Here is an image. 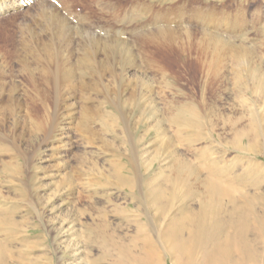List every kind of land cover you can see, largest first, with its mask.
<instances>
[{
  "label": "rangeland",
  "instance_id": "374dc122",
  "mask_svg": "<svg viewBox=\"0 0 264 264\" xmlns=\"http://www.w3.org/2000/svg\"><path fill=\"white\" fill-rule=\"evenodd\" d=\"M95 1L92 20L74 26L134 55L115 48L56 85L33 62L31 46L52 29L36 26L37 6L0 16V264H142L150 247L161 254L150 264H172L170 230L187 239L197 216L220 217L204 174L232 187L264 181V155L227 144L233 127L264 119V0ZM228 161L258 176L231 182L244 169Z\"/></svg>",
  "mask_w": 264,
  "mask_h": 264
},
{
  "label": "bare ground",
  "instance_id": "6f19581e",
  "mask_svg": "<svg viewBox=\"0 0 264 264\" xmlns=\"http://www.w3.org/2000/svg\"><path fill=\"white\" fill-rule=\"evenodd\" d=\"M91 1L92 0H58L61 6L58 7L49 3L47 0H0V16L13 10L28 7L29 4L33 2L34 6H37L36 15L34 17L35 24L40 29V32L44 31V33H46V29H49V27L52 28L50 30V37L47 38V43L42 44L43 40L39 43L34 40L33 42L37 43L35 46L31 47L38 48H30L31 53H35L36 55L33 62H35V64L37 63V65L42 68L39 67V69H37L45 85H50L51 81L56 85L55 80L57 76L65 69H68L66 72L71 75L73 70H71V68H75L76 66H80V68H92V62L98 61V56L100 54L105 58V61L109 58L110 51H115L117 49L124 57H131L134 55L129 46L122 44L119 40V43L114 47V40L113 43L109 42L108 38H103L99 32H96L90 26L85 29L74 26V24H87L89 20H92L89 17H91V10L93 7L95 8V6L91 5ZM97 1H95V4ZM100 1V3H102V0ZM110 1L111 0H109V2ZM115 1L116 0H114V2ZM122 1L125 2V0H121V2ZM123 5L120 4V2L116 4L118 7H124ZM103 6V9H105L107 5ZM78 7H82L84 11L79 13L77 11ZM108 7L106 8L108 9ZM113 13L115 12L110 14L113 15ZM140 21L143 22V20ZM154 22L158 23L156 20H154ZM154 22L152 23L153 25ZM141 24L142 23H140V25ZM145 27L148 26L144 25L141 28ZM138 28L140 27L138 26ZM104 29L105 27L103 31H105ZM138 31V29L133 30L134 35H138L137 38L146 36L147 33L151 35L157 34L154 33V31H148L147 33L145 30H141V32ZM159 31L168 32V35L169 33L171 35L178 30L168 27L163 29L162 27ZM103 35H106V33ZM164 36H166V34H164ZM36 37L42 38L41 34ZM36 37L32 36V38L38 40ZM75 38H80L78 43L75 42ZM220 39L218 38L213 43H210L216 51L219 49L220 45L223 46V44H225V42L223 43V41H221L222 39ZM40 40L41 39H39V41ZM33 42H30V44H33ZM77 54H79V56H77ZM108 61L109 59L106 62ZM126 61L128 63L130 62L128 58H126ZM31 65H27L29 68L28 70L30 74L34 76L35 68L32 70ZM262 120L264 119L259 117L253 120L251 125L253 130L239 129L236 126L233 127V136L227 144L232 145V147H235V149L243 153H261L264 155V140L261 139L263 128L260 127V122H262ZM239 138H241V141H239L240 143L238 142ZM231 165L233 170L241 166L243 168V165H240L238 161L232 162ZM204 175L205 181L203 179V190H205L206 200L209 206L218 208L221 212V214H219L220 217H216L217 219L211 223H206L205 220L199 219V216H197L195 220L191 221L192 233L187 239H183L179 230L177 232L175 229L170 230V235H168L169 246L165 248L163 256L168 257L172 264H264V190H262L264 181L260 180V178L256 179L257 182L253 185L241 183L239 187H232L226 181L218 179L215 174L207 173ZM253 176L257 177V172L250 169V167H246L243 173L233 171L230 181L235 182L237 179L243 180L246 177L251 178ZM174 190H176V187ZM202 191L201 194L204 193H202ZM217 198H225L226 201L224 200L225 203L221 202L222 204L219 203L221 205H216L215 200ZM158 200L160 202L162 200L161 197H159ZM171 201H174V199ZM200 209L202 208L200 207ZM200 211L203 212V209ZM156 256L161 257V254L155 253L154 249L150 247V249L144 251L142 256L138 257L137 260L141 261L142 264H150L151 260Z\"/></svg>",
  "mask_w": 264,
  "mask_h": 264
}]
</instances>
